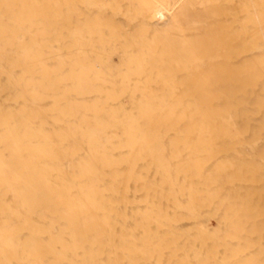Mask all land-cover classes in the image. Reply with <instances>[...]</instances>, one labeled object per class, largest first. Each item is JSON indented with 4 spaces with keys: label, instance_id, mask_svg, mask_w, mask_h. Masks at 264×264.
Listing matches in <instances>:
<instances>
[{
    "label": "bare ground",
    "instance_id": "obj_1",
    "mask_svg": "<svg viewBox=\"0 0 264 264\" xmlns=\"http://www.w3.org/2000/svg\"><path fill=\"white\" fill-rule=\"evenodd\" d=\"M0 264H264V0H0Z\"/></svg>",
    "mask_w": 264,
    "mask_h": 264
}]
</instances>
